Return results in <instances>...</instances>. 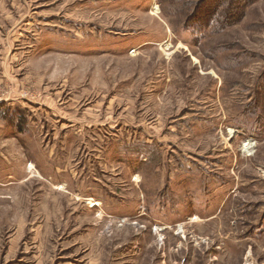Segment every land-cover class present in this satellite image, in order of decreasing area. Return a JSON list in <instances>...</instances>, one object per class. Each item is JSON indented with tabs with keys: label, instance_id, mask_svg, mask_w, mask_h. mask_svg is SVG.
<instances>
[{
	"label": "rangeland",
	"instance_id": "374dc122",
	"mask_svg": "<svg viewBox=\"0 0 264 264\" xmlns=\"http://www.w3.org/2000/svg\"><path fill=\"white\" fill-rule=\"evenodd\" d=\"M0 264H264V0H0Z\"/></svg>",
	"mask_w": 264,
	"mask_h": 264
},
{
	"label": "bare ground",
	"instance_id": "6f19581e",
	"mask_svg": "<svg viewBox=\"0 0 264 264\" xmlns=\"http://www.w3.org/2000/svg\"><path fill=\"white\" fill-rule=\"evenodd\" d=\"M248 144H249V142H248V143H246V144H245V146H247Z\"/></svg>",
	"mask_w": 264,
	"mask_h": 264
}]
</instances>
